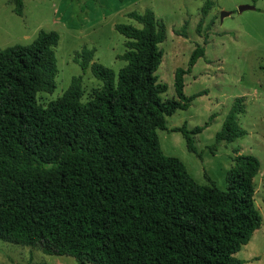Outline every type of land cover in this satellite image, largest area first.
<instances>
[{"label": "trees", "instance_id": "16d2710c", "mask_svg": "<svg viewBox=\"0 0 264 264\" xmlns=\"http://www.w3.org/2000/svg\"><path fill=\"white\" fill-rule=\"evenodd\" d=\"M10 4L21 16L23 0ZM126 18L138 27L114 26L125 39L117 74L91 63L94 50L75 55L101 83L86 102L78 79L45 107L37 102L55 90L58 33L40 31L32 43L0 51V241L77 264H247L234 254L262 224L254 204L260 162L237 155L226 190L201 186L157 137L167 117L205 94H184L204 47L176 69L175 99H163L167 86L156 72L165 26L150 10ZM243 101H234L216 144L246 134L237 124ZM207 126L172 131L196 153L193 137Z\"/></svg>", "mask_w": 264, "mask_h": 264}, {"label": "rangeland", "instance_id": "374dc122", "mask_svg": "<svg viewBox=\"0 0 264 264\" xmlns=\"http://www.w3.org/2000/svg\"><path fill=\"white\" fill-rule=\"evenodd\" d=\"M209 2L206 16L201 9ZM240 6L255 10L238 12ZM153 12L166 29L159 45L162 62L156 75L167 86L163 99H175L176 69H186L196 46L204 47V57L184 76V94L204 95L193 100L185 111L166 118V130L157 131L161 151L179 159L192 179L201 186L227 189L226 176L237 155H251L260 162L254 180V204L262 217L259 230L234 254L247 264H264V0H23L21 16L13 13L10 0H0V51L32 43L40 31L56 32L58 46L55 90L37 95L45 107L59 98L73 79L80 81L82 101L101 86L90 69L82 70L74 61L82 50H94L92 62L115 74L125 65L118 59L125 39L114 26L138 25L126 14ZM222 13H229L221 19ZM199 29V32H198ZM243 98L244 111L237 124L246 134L231 143H215V136L236 99ZM208 126L194 136L196 153L187 150L185 139L175 128ZM0 264H77L67 256L44 255L30 246L0 241Z\"/></svg>", "mask_w": 264, "mask_h": 264}, {"label": "water", "instance_id": "95a60500", "mask_svg": "<svg viewBox=\"0 0 264 264\" xmlns=\"http://www.w3.org/2000/svg\"><path fill=\"white\" fill-rule=\"evenodd\" d=\"M247 10H255V8L253 6H240L238 8V12L242 13L243 11H247ZM229 13H222L221 14V19H223L225 16H228Z\"/></svg>", "mask_w": 264, "mask_h": 264}]
</instances>
